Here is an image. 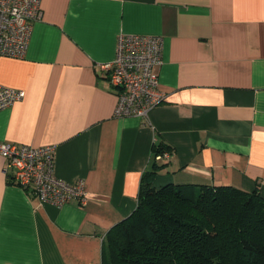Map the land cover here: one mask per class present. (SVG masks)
I'll use <instances>...</instances> for the list:
<instances>
[{"label": "crops", "instance_id": "obj_1", "mask_svg": "<svg viewBox=\"0 0 264 264\" xmlns=\"http://www.w3.org/2000/svg\"><path fill=\"white\" fill-rule=\"evenodd\" d=\"M21 59L0 57V85L24 98L0 111V143L54 148V173L85 183L83 205L41 204L0 155V264H107V232L152 186H232L264 198V0H41ZM162 38L146 118H117L100 65L120 34Z\"/></svg>", "mask_w": 264, "mask_h": 264}, {"label": "trees", "instance_id": "obj_2", "mask_svg": "<svg viewBox=\"0 0 264 264\" xmlns=\"http://www.w3.org/2000/svg\"><path fill=\"white\" fill-rule=\"evenodd\" d=\"M170 151L165 145L157 154ZM152 158L137 205L106 234L107 264H264V198L232 186L154 188Z\"/></svg>", "mask_w": 264, "mask_h": 264}, {"label": "built area", "instance_id": "obj_3", "mask_svg": "<svg viewBox=\"0 0 264 264\" xmlns=\"http://www.w3.org/2000/svg\"><path fill=\"white\" fill-rule=\"evenodd\" d=\"M42 18L41 0H0V57H24L33 25ZM162 38L159 36L120 34L113 61L100 65L115 90L117 118H146L149 111L165 101L157 89L156 69L161 64ZM24 98V92L0 85V111ZM54 148L0 143V155L10 181L30 192L41 204L62 206L70 202L83 205L85 183H68L54 173ZM165 151L154 161H169Z\"/></svg>", "mask_w": 264, "mask_h": 264}]
</instances>
